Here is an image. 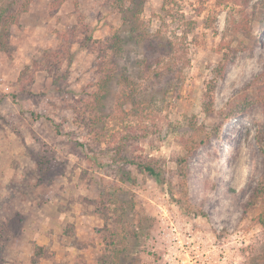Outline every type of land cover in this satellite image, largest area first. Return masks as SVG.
<instances>
[{"label":"rangeland","instance_id":"rangeland-1","mask_svg":"<svg viewBox=\"0 0 264 264\" xmlns=\"http://www.w3.org/2000/svg\"><path fill=\"white\" fill-rule=\"evenodd\" d=\"M139 18L0 0V264H264V0Z\"/></svg>","mask_w":264,"mask_h":264},{"label":"trees","instance_id":"trees-1","mask_svg":"<svg viewBox=\"0 0 264 264\" xmlns=\"http://www.w3.org/2000/svg\"><path fill=\"white\" fill-rule=\"evenodd\" d=\"M126 1V0H125ZM124 0H114V3L116 5V8H118L123 16V22L124 24H128L132 23L131 25V30H137L138 28V22H139V15L140 13L143 11L144 8V3L146 2V0H130V2H132L133 5H131V7H127L126 8V4ZM25 5V3H24ZM23 6V5H21ZM224 63H222L219 68H218V74L219 76L222 73V70L224 69ZM214 88H215V83H211V85L207 88V91L204 95V98H206L205 104L208 108H211L210 105H212L213 100H214ZM198 131L203 130L202 127L197 129ZM202 133H205V131L203 130ZM204 135H200L195 133L194 135H192L191 137L188 138L187 142V146L189 147L190 151H195L196 148L202 144L203 142H205V138L203 137ZM140 166L142 168H144L147 172H149L152 176H154L158 181L161 182V173L159 170H157V168L153 165V164H149V163H141ZM183 175V180L185 181L186 179V174H182ZM183 181V182H184ZM257 195H255V199L253 198L251 201L255 202ZM260 222L261 224L264 225V212L261 214L260 216ZM45 251V247L44 246H36L35 248V253L33 256V262H36V258L40 257L43 255ZM34 264V263H33Z\"/></svg>","mask_w":264,"mask_h":264}]
</instances>
